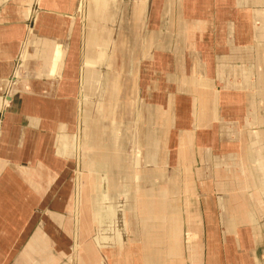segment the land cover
<instances>
[{
	"label": "crops",
	"instance_id": "obj_1",
	"mask_svg": "<svg viewBox=\"0 0 264 264\" xmlns=\"http://www.w3.org/2000/svg\"><path fill=\"white\" fill-rule=\"evenodd\" d=\"M134 1L120 0L101 23L106 54L118 33L125 38L118 91L124 125L112 131L114 142L113 98L97 102L94 91L97 76L109 80L114 73L105 63L83 67L92 95L80 120L81 63L92 48L77 31L79 21L67 19L80 1L40 0L31 35L16 12L32 11V0L0 7V264H264V0H146L140 21L132 15ZM129 28L135 36L128 37ZM150 34L155 46L147 58ZM22 49L25 66L13 78ZM108 84L98 99L107 98ZM74 138L86 184L80 171L73 174ZM135 155L146 166L134 165ZM140 169L147 178L134 212L122 210V196H109L105 207L117 206L107 239L95 241L90 210L77 236L79 193L126 189Z\"/></svg>",
	"mask_w": 264,
	"mask_h": 264
},
{
	"label": "rangeland",
	"instance_id": "obj_2",
	"mask_svg": "<svg viewBox=\"0 0 264 264\" xmlns=\"http://www.w3.org/2000/svg\"><path fill=\"white\" fill-rule=\"evenodd\" d=\"M32 1H33L32 2V4H33L32 5V11H30V10L25 11V9H24L22 11L19 10L18 12H16V13H19V12L22 13L23 14L22 19H25L26 21H28V22H24L26 30H27V27L29 26V23L31 24L30 26L34 25V21L37 19V15H39L41 13V11L39 12L38 10L35 9V8H37L36 4L40 0H32ZM48 1L50 3H52L55 0H48ZM85 1H87V0H84L83 3H82V8H83L82 11H83V13L85 11L84 9L86 8V2ZM131 1L132 0H127L128 6L130 5ZM81 2H82V0H81ZM15 3H17V0H15ZM145 4H141V6H138V8H134L133 9V14L136 15V17H137V19L139 21L142 20L143 12H144V9H145ZM17 5H18V3H17ZM83 13L81 15V12H80V13H78L79 16L78 15H75V16L74 15L73 16L70 15V16H67L68 18L67 17L66 18L69 19V21H72V20H75V19L77 21H79V23L77 25V31L79 32L80 36L83 37V41L85 43L84 44L85 46L91 47V48H94L95 46L96 47L98 46V49L105 50V47H104V44H103L105 42V38H103L104 37V26L93 24V23H87L86 17L84 18ZM42 14H44L43 11H42ZM50 15H52V14H50ZM71 17H73V18H71ZM81 17H83V18H81ZM109 21H110V19H109ZM92 26L97 27L98 30L95 31ZM90 28L94 32L91 31ZM120 34H122V33H118L117 34L116 41L118 40V36L120 37ZM129 36H131V37L135 36L134 30H133V32H131L130 28L128 30V37ZM84 38H85V40H84ZM100 40H101L100 44L99 43L96 44L97 41H100ZM61 57H62V50H61V54H60L58 63L61 61ZM51 58H52V56H51ZM81 66H82V63H81ZM81 71H82V67H81ZM87 75H88L87 72L84 71V73H83V81H82V83H83L82 84V91L80 92V94H83V96L85 98V102H83V106L84 107H82V109H84L86 112H87V107H86L87 100L92 95V90H90L89 92H88V90H86L87 88H86L85 85H86V82H87L86 79L88 78ZM108 75L110 76L109 80L107 78L105 80L104 77H102V76H97L94 79L95 82L93 81V77L91 79V83L94 82V84L97 85L96 87H94L95 99H97V102L98 101L104 102V103L109 102L112 99V97H113V95L115 93L114 88H115V80H116L117 76H116L115 73H113V74L108 73ZM101 78H102V81H101ZM130 80H132L131 76H129V81ZM108 82H109L108 91H106L107 94L105 95L107 98L105 99V97H104V99H102V98L98 99L99 98V95H98L99 94V90L105 88ZM92 88H93V84L91 85V89ZM4 96H8V94L7 95L4 94ZM104 117H107V116L103 114L102 118H104ZM163 120H164L163 124L165 122H168L167 121L168 119L164 118ZM91 127H92V125H91ZM81 131H83V126H81ZM111 135H112V141L114 142V139L116 138L117 135L114 132H111ZM84 141H85V144H87L86 143L87 140L86 139L82 140V142H84ZM59 143H58V146H57V153L56 154H60V151H58ZM75 143H76V140L74 138V144H73V150H72V153H71V158L74 159L76 162L78 161V163H77L76 168L74 169L75 171H74L73 174L75 176L77 171H80L79 177H80L81 181L86 184V182L84 181V179H86V174L83 173V171L81 170V167H80V164H79V158H78L79 156H78V153L76 152ZM63 144L64 145H62V146L66 147L67 143L65 141L63 142ZM167 158H168V156H167ZM134 159H135V156H134ZM133 163H134V160H133ZM175 164L176 165H180L178 161H176ZM112 165L115 167V168L112 167V174H115L116 173L115 169H117V171H118V162H117V164H115V161L113 160V164ZM134 165H135V163H134ZM143 165L146 166L145 163ZM181 165H182V163H181ZM160 169L164 170V166H163V168H160V166L158 165V168H157V170L155 172V176L157 178H159V179H162V178H160V176H161ZM175 172H177V168H175ZM142 173L143 172L140 169L139 172L137 173L138 175H136V173H135V175L132 176V179L134 180V183L132 185L128 186L126 189H124V188H122V189H120V188H112L111 190H113V192H111V194L109 192H105L104 188H90L89 189V191H90L89 193L90 194H85L84 192L79 193V195H78L79 196L78 207L80 209V213L78 214V218H79V224H80L79 227L80 228H79V230L77 232V236H78V234H79V237H80V235L81 236L84 235L83 232H84L85 226H84L83 222H85V221L81 219L82 216H84L85 213L88 212L89 210L93 211V213H94V218H93L94 221H93V223L96 224V228H97V235L95 237V241L97 242L98 245L101 246V244H99V242H103V241H105L107 239V237L105 238L104 234L106 232H109L108 229H110V227L113 226V223H115L113 218H114V213H115L116 206H117V205H115L113 203V204H110V205H106V207H105L104 201H109L110 200L109 196H111V198H112V196H114L113 197L114 201L115 200L118 201L119 200L118 198L120 196H122L124 198V201L122 203V206H123L122 210H128V211L134 212L132 202L134 201V197L136 195H138L137 193H139L140 190H141L142 183L140 181H141L142 178H147V176H144V175L142 176ZM162 176H164V173L162 174ZM137 178H139L140 186H139L138 190L136 191L135 182H136ZM178 180H179V175H176L175 177L174 176L172 177V182H174V181L178 182ZM175 184H176L175 182L172 183V189H171V194L172 195H174V193L176 192ZM106 189H109V188H105V190ZM193 190H194V188L191 187L190 190L188 191V194L193 193ZM125 200H127V203H125ZM74 202H75V192H74L73 184H72L70 212L73 209ZM173 220H174L173 233H177L178 232L177 231L178 230V228H177L178 227V225H177L178 222L176 221L175 218H173ZM105 225H106V227H105ZM79 246H80V243H77L76 250H72V248H71V253L70 252L67 253V256H68L67 258H68V260L70 262L73 260L72 258L74 256V254L78 253L77 250H78Z\"/></svg>",
	"mask_w": 264,
	"mask_h": 264
},
{
	"label": "bare ground",
	"instance_id": "obj_3",
	"mask_svg": "<svg viewBox=\"0 0 264 264\" xmlns=\"http://www.w3.org/2000/svg\"><path fill=\"white\" fill-rule=\"evenodd\" d=\"M9 0H0V7H2L5 3H7ZM79 7L77 8L78 11H76V15L79 16L78 13L81 12V15L83 13L82 11V3L84 0H79ZM86 2V8L84 9V18L86 17V21L87 23H93V24H97V25H101V23H104V20L107 19V21L109 19H111V11H113L116 6L119 4L120 0H87ZM77 3V2H76ZM146 0H135L133 2V9L134 8H138V6H141V4H145ZM158 7V6H157ZM133 18L136 21H139L136 17L135 14H133ZM73 16V15H72ZM39 15L37 16V19L35 20V23L33 26H28L27 27V32L28 35H31L33 30L35 29V24L38 20ZM153 17V16H152ZM80 18V17H79ZM83 18V17H81ZM34 21V20H33ZM96 21V23H95ZM98 22V23H97ZM101 26H104L103 24ZM128 26V25H127ZM27 35V34H26ZM26 39V38H25ZM25 42V41H24ZM25 45V44H24ZM174 45V44H173ZM111 50L108 54H106L105 50H101V49H96L94 50V48L88 50L91 54L89 56L85 55L82 57L83 61H82V71H81V77L79 76V78H81V83L83 81V73H84V69L83 67L86 68H91L93 69L96 65L99 66H103L105 63V67L107 69H111L115 74H116V80H115V93L113 95V105H112V116L113 119L110 121L111 123V127H110V131H116L117 126L122 127V125H124L123 120H121V116L123 115V112L125 110L124 107L121 106L120 104V100H119V88L122 84V79H123V67H124V61H125V38L123 34H120V37L118 36V40L116 41V39H114V42L111 45ZM154 42H153V37L150 34L149 36H147V38L145 39V43H144V49H145V57H149V52L151 49L154 48ZM172 46V45H171ZM87 47V46H86ZM60 51V45L59 47L55 45V49L57 51ZM23 52L20 55V63L16 66V70L14 72L13 78H18V74H19V69H22L25 66V60H24V53L26 54V51H24V49H22ZM92 50V51H91ZM94 50V51H93ZM20 54V53H19ZM160 54V53H159ZM57 52H55V56H52V70H54L55 66H56V62H57ZM143 55V54H142ZM156 55V54H155ZM159 56V55H158ZM142 58V57H141ZM165 58V57H164ZM106 59V60H105ZM160 59V58H159ZM138 61V60H137ZM156 62V61H155ZM149 68L151 67V58H149ZM80 68V67H79ZM52 73V72H51ZM137 81V76H133V82L131 84H133L131 87L133 89V87H135L134 84H136ZM83 84V83H82ZM130 87V88H131ZM139 89V88H138ZM9 96V95H8ZM8 96H6V98H3V102H4V109L6 108L5 105L7 103V98ZM143 98V97H142ZM128 100H130L129 102V112H133V103H134V99L132 97H130ZM125 103V102H124ZM123 103V104H124ZM127 103V102H126ZM125 103V104H126ZM137 104V103H136ZM133 106V107H132ZM140 108V107H139ZM143 108V112H144ZM78 111V110H77ZM85 111L84 109H82V104L80 107V120H81V115L82 112ZM136 111V110H135ZM1 112V111H0ZM86 112V111H85ZM88 113L86 112L85 115ZM139 114V112H138ZM3 115V113H2ZM1 115V117H2ZM139 116V115H138ZM0 117V131H1V122L2 119ZM135 117V116H134ZM86 119V118H85ZM135 119V118H134ZM140 119V118H139ZM78 121V120H77ZM141 121V120H140ZM117 122V124H116ZM132 122V121H131ZM78 127V126H77ZM83 133L86 135V132L89 129V125H87L86 123H84L83 126ZM77 130V129H76ZM118 132V131H117ZM116 132V133H117ZM83 135V134H82ZM77 138V137H76ZM77 143V142H76ZM137 144V143H136ZM138 148V147H137ZM165 153V152H164ZM79 154V152H78ZM143 156L140 155H135V159H134V163L136 164V166L138 168L141 167V165L144 163L143 161ZM161 162V161H160ZM159 164V163H158ZM79 173V172H78ZM79 178V177H78ZM92 180V179H91ZM77 182V181H76ZM79 183V182H78ZM79 191V190H78ZM90 192V191H89ZM79 199V198H78ZM78 207V206H77ZM94 221V220H93ZM80 226V225H79ZM76 236V234L74 235ZM193 238V237H192ZM77 244V243H76Z\"/></svg>",
	"mask_w": 264,
	"mask_h": 264
}]
</instances>
